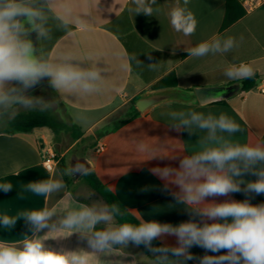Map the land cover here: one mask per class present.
<instances>
[{
	"label": "crops",
	"instance_id": "crops-1",
	"mask_svg": "<svg viewBox=\"0 0 264 264\" xmlns=\"http://www.w3.org/2000/svg\"><path fill=\"white\" fill-rule=\"evenodd\" d=\"M225 1L190 0L187 7L195 15L197 27L193 35L185 36L176 32L170 24L169 12L175 6V0H157L153 16L135 15L131 11L134 8L131 0H52L54 11L49 13L46 25L50 29V38L38 42L35 33L32 34L37 47L53 61L71 55L81 67L96 66L102 70L104 81L99 93L58 92L51 87L72 124L82 133V129L90 130L96 125L109 123L108 119L124 109L129 101L152 89L161 80L166 87L175 85L182 90L227 87L239 81L224 75L229 66L245 63L254 69L257 76L255 85L236 93L224 103L211 102L203 106L195 100L164 103L116 129H112L113 125L98 139L95 147L87 153L90 157L85 156L93 165L90 171L133 217L139 212L145 221L172 224L189 219L183 206L175 205L172 197L161 190L164 182L150 171L153 167L169 164L178 167V162L159 157L144 160L147 157L136 150L138 141L161 147V154L198 150V140L204 133L197 130L192 135L187 132L178 135L169 131L168 125L173 123L167 115L169 112L193 110L216 116L225 114L242 129L231 137L234 142L264 143V92L260 91L264 89V3L251 10L242 8L243 16L221 30ZM61 4L70 5L74 19L86 22V29L70 25L69 32L58 27L55 12L60 10ZM214 36L221 40L231 37L235 46L227 53L188 56V49L210 41ZM150 64L155 66L150 67ZM9 119L7 117L5 123ZM54 137L45 127L35 128L29 133L0 134V183L10 182L13 185L7 193L0 190V215L17 216L20 212L40 210L46 206L62 214L76 207L77 202L90 205L67 187L60 193L52 194L47 203L43 196L26 189L29 182L47 180L51 174L62 179L57 168L48 172L43 166V159L50 148L54 149L59 159L65 158L66 152L60 153L55 148ZM99 145L103 146V150L96 154L94 149ZM17 172L19 175L14 174ZM255 178L244 176L245 180ZM228 198L242 201L245 196L234 193ZM228 198L217 197L216 201ZM251 203H264V195L255 196ZM56 218L53 217V220ZM47 231L45 229L40 235ZM25 234L30 236L31 232L23 218L10 230L0 225V240L18 243ZM48 237L45 245L55 250H90L79 233L68 237H64L63 233H49ZM165 242L173 246L176 243L174 237H167ZM126 251L128 256L104 258L101 264H114L119 259L125 264H143L134 248L129 247ZM191 251L198 256L205 254L200 248Z\"/></svg>",
	"mask_w": 264,
	"mask_h": 264
},
{
	"label": "clouds",
	"instance_id": "clouds-1",
	"mask_svg": "<svg viewBox=\"0 0 264 264\" xmlns=\"http://www.w3.org/2000/svg\"><path fill=\"white\" fill-rule=\"evenodd\" d=\"M189 2L175 0L169 12L172 28L185 36L193 35L197 27L196 17L187 7ZM131 3L135 15L153 16L157 0H131ZM59 9L55 12L58 27L69 32L70 25L86 29V22L74 19L70 5L61 4ZM53 11L52 0H0V118H14L20 107L41 110L49 107L42 98L29 94L45 79L58 92L92 94L102 90L104 78L100 68L81 67L71 55L53 61L29 38L33 33L38 42L50 38L46 25ZM234 46L233 38L221 40L214 36L187 51L189 57H203L227 53ZM224 75L230 80H243L253 78L255 72L250 65L240 63L229 66ZM218 99L213 97V102ZM167 115L173 121L168 125L169 131L178 135L185 132L192 135L197 130L204 133L198 140V150L161 154V147L144 141L137 142L136 150L147 157L144 160L159 157L178 162V167L169 164L150 171L164 182L161 190L172 197L175 205L183 206L189 216L187 221L179 224L145 221L136 212L134 218L138 223L120 222L129 210L118 203L77 202L76 207L62 214L46 206L17 216L0 215L4 229L14 228L23 218L31 232L18 243L0 240V264H101L104 258L128 256L129 246L143 247L150 254V264H264V203H251L255 196L264 195V143L234 142L231 137L242 129L225 114L216 116L190 110L171 111ZM87 174V167L79 162L63 171L68 176ZM245 175L256 178L245 180ZM12 188L10 182L0 183V190L5 193ZM65 188L63 180L54 178V174L47 180L26 185L28 191L43 196L46 203L52 194ZM234 193H242L245 199L228 198ZM217 197L228 199L217 202ZM45 229L46 234L40 235ZM49 233H63L64 237L79 233L90 250L47 247L44 242ZM167 237L175 238L174 246L165 242ZM193 248H200L205 254L195 255ZM114 264L125 261L115 260Z\"/></svg>",
	"mask_w": 264,
	"mask_h": 264
},
{
	"label": "trees",
	"instance_id": "trees-1",
	"mask_svg": "<svg viewBox=\"0 0 264 264\" xmlns=\"http://www.w3.org/2000/svg\"><path fill=\"white\" fill-rule=\"evenodd\" d=\"M244 14V10L242 9L238 0H226L225 1V14L223 18V22L221 25V30L226 29L233 23H235L238 19H240ZM257 76L254 75L253 78L239 80L233 84H237L236 93H240L252 88L255 85ZM49 83V82H48ZM232 85V84H229ZM166 85L164 81H159L155 85H153L152 89H160L165 88ZM171 87H175L172 85ZM188 92H193V89L186 90ZM225 100L216 101L214 103H224ZM140 114L136 110L133 104V100L129 101L128 105L119 111L117 114L108 119V122H115L114 127L112 129H116L117 127L139 117ZM68 121L64 119H59L56 114L49 108L41 110L39 107L35 109H27L25 111L18 112L14 118L9 119L3 128L0 129V134H16V133H29L35 128L45 127L48 128L53 135L56 137L60 134L69 135L73 141H80L83 139L84 134L72 124L70 118L68 117ZM69 167V163L65 161V159L60 158L57 164V169L61 174L63 182L66 187L72 183L70 176L63 175L64 169ZM85 185L96 193L103 203H118L120 204L114 195L109 191V189L97 178V176L88 171L87 175H81L80 178ZM70 189V188H69ZM121 205V204H120ZM122 208H124L121 205ZM120 221V218H117ZM120 222H133L138 223L135 218L128 214L123 221ZM154 244H159V242L154 241ZM139 250L150 259V254L146 252L143 247H140ZM189 264H192L189 262Z\"/></svg>",
	"mask_w": 264,
	"mask_h": 264
},
{
	"label": "rangeland",
	"instance_id": "rangeland-1",
	"mask_svg": "<svg viewBox=\"0 0 264 264\" xmlns=\"http://www.w3.org/2000/svg\"><path fill=\"white\" fill-rule=\"evenodd\" d=\"M31 36L34 38V35L31 34ZM34 45L37 47L35 40ZM29 94L35 97L42 98L49 105V107L47 108L51 109L59 119H64L65 121H68V115L65 107L56 97L48 82L37 86L36 89L31 91ZM25 110L27 109L20 107L17 109V113ZM6 118L7 117L0 118V129L5 126ZM114 123L115 122H109L106 125L99 124L92 127L90 130H87L86 128L82 129V131H84L83 133L85 134L83 139H81L80 141H73L69 135L60 134L54 137L56 143L55 148L59 150L60 153L66 152L64 159L67 163L69 162V159L72 155H75L77 157H90L87 153L91 150V148L95 147L98 139H100L102 135L105 134L109 130V128L114 125ZM69 188L72 194H75V196L86 200L90 205L93 203H103L99 196L92 190H90L81 179H77L75 181L72 180V183ZM132 248H134L138 252L140 258H142L143 260V264H150V259L146 257L139 250V248Z\"/></svg>",
	"mask_w": 264,
	"mask_h": 264
},
{
	"label": "water",
	"instance_id": "water-1",
	"mask_svg": "<svg viewBox=\"0 0 264 264\" xmlns=\"http://www.w3.org/2000/svg\"><path fill=\"white\" fill-rule=\"evenodd\" d=\"M33 43L34 39L30 35ZM48 82L45 79L40 85ZM236 85H230L227 87H198L193 92H188L176 87H165L160 89H149L141 93L137 98L133 100L134 107L140 115L145 116L152 108L168 102H191L195 100L200 105H205L213 102V97H219L218 100H227L236 94ZM214 101V102H215ZM83 163L88 171L93 167L90 160L85 157H77L72 155L69 160V167L74 163ZM75 181L80 178L79 175L71 176Z\"/></svg>",
	"mask_w": 264,
	"mask_h": 264
},
{
	"label": "built area",
	"instance_id": "built-area-1",
	"mask_svg": "<svg viewBox=\"0 0 264 264\" xmlns=\"http://www.w3.org/2000/svg\"><path fill=\"white\" fill-rule=\"evenodd\" d=\"M240 5L244 10H251L255 8L256 6L260 5L261 3H264V0H238ZM261 92H264V89L260 90ZM103 150V146L99 145L97 146L94 151L96 154L101 153ZM59 162V157L57 153L54 151V149H48L44 159H43V166L48 172H54L57 168V164Z\"/></svg>",
	"mask_w": 264,
	"mask_h": 264
},
{
	"label": "flooded vegetation",
	"instance_id": "flooded-vegetation-1",
	"mask_svg": "<svg viewBox=\"0 0 264 264\" xmlns=\"http://www.w3.org/2000/svg\"><path fill=\"white\" fill-rule=\"evenodd\" d=\"M31 39V37H29Z\"/></svg>",
	"mask_w": 264,
	"mask_h": 264
}]
</instances>
